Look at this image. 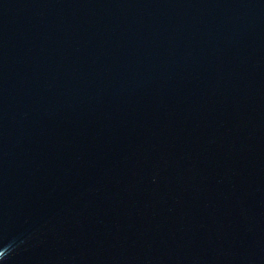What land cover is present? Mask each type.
<instances>
[{
    "label": "water",
    "instance_id": "1",
    "mask_svg": "<svg viewBox=\"0 0 264 264\" xmlns=\"http://www.w3.org/2000/svg\"><path fill=\"white\" fill-rule=\"evenodd\" d=\"M0 264H264V0H0Z\"/></svg>",
    "mask_w": 264,
    "mask_h": 264
},
{
    "label": "clouds",
    "instance_id": "2",
    "mask_svg": "<svg viewBox=\"0 0 264 264\" xmlns=\"http://www.w3.org/2000/svg\"><path fill=\"white\" fill-rule=\"evenodd\" d=\"M7 251H8V250L6 249L5 252L0 253V259H3V258L6 256Z\"/></svg>",
    "mask_w": 264,
    "mask_h": 264
}]
</instances>
